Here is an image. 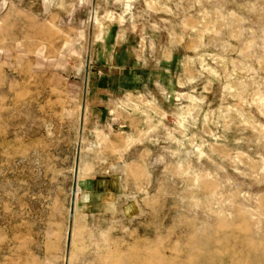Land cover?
I'll return each mask as SVG.
<instances>
[{
  "label": "rangeland",
  "instance_id": "obj_1",
  "mask_svg": "<svg viewBox=\"0 0 264 264\" xmlns=\"http://www.w3.org/2000/svg\"><path fill=\"white\" fill-rule=\"evenodd\" d=\"M93 9L0 0V264H264V0Z\"/></svg>",
  "mask_w": 264,
  "mask_h": 264
},
{
  "label": "water",
  "instance_id": "obj_2",
  "mask_svg": "<svg viewBox=\"0 0 264 264\" xmlns=\"http://www.w3.org/2000/svg\"><path fill=\"white\" fill-rule=\"evenodd\" d=\"M95 2L96 0H94V9H95ZM93 9V10H94ZM93 17H94V11H93ZM89 65H90V56L88 55L87 56V67H86V79H85V90H84V98L86 97L87 95V86H88V79H89ZM76 188H77V185L75 186L74 188V194L76 195ZM72 214H71V218H72Z\"/></svg>",
  "mask_w": 264,
  "mask_h": 264
},
{
  "label": "crops",
  "instance_id": "obj_3",
  "mask_svg": "<svg viewBox=\"0 0 264 264\" xmlns=\"http://www.w3.org/2000/svg\"><path fill=\"white\" fill-rule=\"evenodd\" d=\"M85 192H89V191H85Z\"/></svg>",
  "mask_w": 264,
  "mask_h": 264
}]
</instances>
